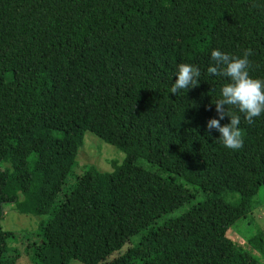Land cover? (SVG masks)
I'll return each mask as SVG.
<instances>
[{"label":"trees","instance_id":"16d2710c","mask_svg":"<svg viewBox=\"0 0 264 264\" xmlns=\"http://www.w3.org/2000/svg\"><path fill=\"white\" fill-rule=\"evenodd\" d=\"M213 49H251L264 80V0H0V220L48 216L33 264H149L120 252L139 233L150 264H264L228 236L264 187V113L227 106L238 150L207 128L229 82L207 72ZM181 63L201 75L174 95ZM86 132L125 153L113 171L80 166ZM14 235L0 224V264L21 257Z\"/></svg>","mask_w":264,"mask_h":264},{"label":"rangeland","instance_id":"374dc122","mask_svg":"<svg viewBox=\"0 0 264 264\" xmlns=\"http://www.w3.org/2000/svg\"><path fill=\"white\" fill-rule=\"evenodd\" d=\"M124 158L125 153L123 151L116 146L103 141L90 132H86L84 145L81 147L77 157L80 166L92 164L102 172L113 171V162L117 161L121 163ZM141 166L143 171H150V168L146 163H142ZM162 183L166 184L170 189H175L184 197L186 196L184 189L175 184L169 182ZM184 208L186 207L183 206L175 211L174 214L181 213ZM47 218V215L23 214L16 211L13 208V205L7 206L5 215L0 220V224L4 229L15 232V235L8 240V245L10 249H19L21 251V257L17 264H33L27 255V245L37 239L39 223ZM260 234L263 237L264 244V187L257 195L256 207L249 214L248 218L245 220H238L228 231V236L234 243L244 248L260 261H264V250L259 251L255 244H252L250 240V238H254L256 235L258 236ZM142 236L143 233L134 235L120 252H125L129 248H137L140 250V255L137 256V260L150 264V260L156 261L158 259V254L154 251L149 254L145 252V246L141 241ZM117 254L118 253L114 254V256H117ZM71 264L83 263L74 259L71 261Z\"/></svg>","mask_w":264,"mask_h":264},{"label":"clouds","instance_id":"9594fccd","mask_svg":"<svg viewBox=\"0 0 264 264\" xmlns=\"http://www.w3.org/2000/svg\"><path fill=\"white\" fill-rule=\"evenodd\" d=\"M251 49H246L243 56L225 53L219 49L211 51L214 66L207 72L210 75L224 76L228 83L221 88V97L215 102L219 119L211 118L207 121L209 130L216 129L226 148L238 150L243 147L242 132L239 128L241 119L239 115L231 114L227 106H235L244 114L248 124H253L256 117L264 113V80L253 78L250 75L252 55ZM201 72L198 67L181 63L175 74L176 80L170 88V93L177 94L180 90L198 86ZM225 116L230 118V123H220Z\"/></svg>","mask_w":264,"mask_h":264}]
</instances>
